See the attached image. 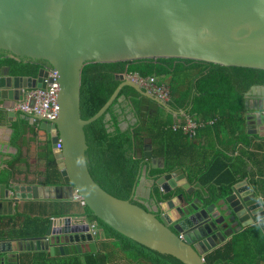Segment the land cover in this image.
I'll return each mask as SVG.
<instances>
[{
	"label": "water",
	"instance_id": "1",
	"mask_svg": "<svg viewBox=\"0 0 264 264\" xmlns=\"http://www.w3.org/2000/svg\"><path fill=\"white\" fill-rule=\"evenodd\" d=\"M0 51L16 61L48 64L34 79L11 77L8 67L5 72L0 69L2 101H20L23 90L44 87L45 69L57 73L56 118L42 121L39 129L51 144L64 186L56 189L68 191L66 202L78 196L91 216L105 226L181 264H204L205 254L264 218V207L246 179L232 183L225 197L203 195L198 201L182 170L151 179L162 214L156 218L134 201L143 176L149 179L150 170L163 169L162 160L153 165L149 148L137 156L138 160H151V166H140L129 200L110 196L88 175L83 129L102 116L109 122L105 112L123 87L132 88L167 114L176 113L123 75L94 116L81 121L78 109L80 70L87 63L175 58L264 70V0H0ZM255 88L262 93L251 99ZM244 111L246 134L264 140V86L250 88ZM29 120L33 123L34 119ZM31 190L33 187L25 185L0 184V216H13L18 203L36 200L35 195H25ZM167 195L171 198L163 200ZM206 198L220 200L204 207ZM73 214L75 217L49 219L42 235L0 241V264H19L24 252H45L59 258L86 246L93 253L97 238L88 232L90 221L84 212Z\"/></svg>",
	"mask_w": 264,
	"mask_h": 264
},
{
	"label": "trees",
	"instance_id": "2",
	"mask_svg": "<svg viewBox=\"0 0 264 264\" xmlns=\"http://www.w3.org/2000/svg\"><path fill=\"white\" fill-rule=\"evenodd\" d=\"M42 66L48 64L35 60L16 61L7 57L6 52L0 51V69L8 67L13 77L35 78ZM122 75L156 77L160 83H165L166 80L170 99L167 107L176 114L172 116L165 113L151 101L140 97L132 88L123 87L112 106L105 112L110 121L105 122L102 116L83 129L87 148L84 159L88 175L96 186L110 196L121 201L129 200L139 168L144 163V159L138 160L137 156H142L147 146L151 148L152 157L162 158L165 162L164 169L151 170L150 177L175 170L167 164L177 156L173 155V150L184 152L187 142L179 133H172L167 128L173 123H182L180 113L203 122L215 121L208 129L217 137L228 136L232 141L235 140V145L249 147L244 121L245 95L253 86H264V70L175 58L87 63L80 70L78 109L81 121L94 116L110 99L121 83L119 77ZM121 98L124 101L119 103ZM124 102L127 103L126 106H123ZM115 106L119 107L120 116L123 118L127 117L125 111L130 108L129 114L136 120L132 128L120 130L118 116L113 110ZM13 130L11 145L14 146L22 138L23 131L20 126L13 127ZM238 137L241 139L237 141ZM18 159L15 157L11 165H6L8 170L3 183L8 186L16 185L10 182V173ZM227 161L229 160L225 156L217 153L212 162L199 169L194 176H197L199 186L203 188L213 182L214 185L210 184L206 191L210 193L216 185L222 186L224 188L221 189L220 196L225 197L228 187L234 183L225 163ZM50 177L57 179L60 175L52 170L46 176V185L52 183L48 181ZM153 195L159 201L155 187ZM168 198L170 195L163 197L164 200ZM83 212L90 222L97 225L104 240H112L114 249H118L127 258L141 260L145 264H181L178 260L168 255H160L105 226L92 217L85 207ZM47 222L48 219L31 217L17 211L13 216H0V241L42 235ZM100 236L95 241H99ZM103 251L101 253L95 247V251L88 253L89 256L83 264H105L110 251L107 248ZM71 256L72 254L51 258L45 252H24L19 256V264H82L79 259ZM203 261L204 264H264V229L250 226L232 235L224 245L205 254Z\"/></svg>",
	"mask_w": 264,
	"mask_h": 264
},
{
	"label": "crops",
	"instance_id": "3",
	"mask_svg": "<svg viewBox=\"0 0 264 264\" xmlns=\"http://www.w3.org/2000/svg\"><path fill=\"white\" fill-rule=\"evenodd\" d=\"M3 72H5L4 68ZM164 82L166 83V80H164ZM261 93L262 91L260 88H255V90L251 92V99H254L255 96H258ZM123 101L124 100H120L119 103H122ZM12 102L14 101L0 100V106L7 107ZM126 105L127 103L124 102L123 106ZM113 110L116 116H118L117 122L120 130L125 131L128 129L126 124L128 117L131 115L129 114L130 108H127L125 111L127 114L126 118L120 116L118 106H115ZM13 114V116H9L8 113H5L2 109H0V184L7 185L6 183H3V181H5L4 179H6L5 172L8 170L6 165H11L10 163L13 159L18 157V161L13 168H11L10 177H12V179L10 182L15 183L16 185L33 187L34 190H31V193L26 192L25 195L26 197L29 195H31V197L35 195L36 197V200L34 201H24L18 203L14 209L17 212L31 217H40L48 220L51 218L68 216L75 217V214H73L74 212H83V209L79 210L77 208L78 202L75 199H72L71 203L66 202L70 197L68 191H57L56 188L58 187L64 188L61 176L57 179L50 177V180L48 181H51V184L46 185L44 183L47 180L46 176L50 174L52 170H56L58 173L59 171L57 170L51 144L47 141L46 134L39 129L41 122L32 123L28 118L20 113ZM131 117H133V115H131ZM108 120L110 121V117ZM212 122V125H205L203 128L196 130L193 133L192 138H188L180 132H172L179 133L183 136L186 139L187 147L184 152H181L178 149L173 150V155L176 154L178 157H173L167 165L173 166L175 170H182L188 185L193 187L194 191H204L205 196L212 198H215L217 195L221 197V189L224 187L216 185L214 191L209 193L206 191V188L210 184H213V182L201 188L197 181V176L194 177L196 175L195 173L199 169L206 166L208 162H212L217 153H221L229 160L225 163L227 165V169L232 174L233 182L246 179L247 182H249L255 189L257 197L264 207V140L252 139L246 134L249 137V147H245L240 144L235 145V140L232 141V139L228 136L217 137L212 130L208 129L214 125L215 121ZM15 126H20L23 131V136L13 146L11 145V138L14 132L13 127ZM109 127H111L110 132H112V124H110ZM239 139H241V137H238L237 141ZM147 148L150 149L151 153L150 146L145 147L144 152H147ZM151 159L154 160L153 165L155 166H158V161L162 160L164 169L165 162L162 158L152 157L151 154ZM150 162L151 160L144 161L143 166L145 163L150 164ZM146 177L147 176H143L141 179L134 201L140 207L147 206L148 208L154 209L152 201L150 200V203L148 200L149 190L152 188V182H150ZM57 200L63 201L54 203V201ZM47 224L48 222L45 225L47 226ZM254 226L264 229V218ZM100 235L101 232L99 229V236ZM96 238L97 237H95V239ZM99 238V241H93L97 251L104 253L103 249L107 244H110L113 248H115L112 240H104L102 235ZM81 250L92 253L86 246L81 247ZM88 253L78 258L82 264L85 263L86 258L89 256ZM113 253L121 254L118 258H120L122 262L128 260L130 264H145L141 260L133 261L126 258V256L118 249L116 252H114L113 249ZM114 254L108 253L107 257L111 255V258H113ZM105 263L108 264L109 261L105 260Z\"/></svg>",
	"mask_w": 264,
	"mask_h": 264
},
{
	"label": "built area",
	"instance_id": "4",
	"mask_svg": "<svg viewBox=\"0 0 264 264\" xmlns=\"http://www.w3.org/2000/svg\"><path fill=\"white\" fill-rule=\"evenodd\" d=\"M46 77L42 78L44 87L28 88L22 91V98L20 101L12 102L9 106H0L5 113H20L28 119H34V122L54 121L57 114V95L58 83L56 81L57 73L52 69H45ZM129 79H133L139 83L142 90L148 95L156 99L162 105L167 106L170 102L168 87L165 83L158 82L156 77L140 78L137 75H124ZM182 116V123H173L168 127L171 132H180L188 138L193 137V133L203 128L205 125H212V121L203 122L195 120L189 116ZM74 199L78 202L80 207L83 203L78 196ZM88 232L93 239L98 237L99 229L94 222L88 223Z\"/></svg>",
	"mask_w": 264,
	"mask_h": 264
},
{
	"label": "flooded vegetation",
	"instance_id": "5",
	"mask_svg": "<svg viewBox=\"0 0 264 264\" xmlns=\"http://www.w3.org/2000/svg\"><path fill=\"white\" fill-rule=\"evenodd\" d=\"M148 164L149 163H145V166L146 167H149L150 166V164H149V166H148ZM149 177H150V175H149ZM151 179H152V177H150L149 178V181L150 182H152L151 181ZM153 187H155L154 185H153V183H152V188L149 190V201L151 200L152 201V203H153V206H154V209H151V208H148L147 206H143V208L144 209H146V210H149L151 213H153L154 214V216L156 217V218H159L162 214H161V212H160V210H159V206H160V201H158V199L153 195ZM193 188V187H192ZM177 193H179L178 191H177ZM192 197H193V199H196V200H198V201H200L201 200V197H203V195H204V191H194V189H193V191H192ZM158 197H159V195H158ZM216 197H219V195H217ZM171 198V197H170ZM170 198H168V199H166V200H169ZM189 197H186V199H188ZM164 200V199H163ZM220 200V199H219ZM219 200H214V199H212V200H210L209 201V199L208 198H206L205 200H204V203L206 204V205H204V207H207V206H209L210 204H217L218 203V201ZM151 201H150V203H151ZM207 201H209V203L207 204ZM192 214V213H191ZM171 228V227H170ZM202 232L204 231V227L202 228V230H201ZM198 232H200L199 230H198ZM88 252H86V251H83V250H81L80 249V251L78 252V251H76V249H72L71 250V254H72V256L71 257H73V258H76V259H78V258H80L82 255H84V254H87Z\"/></svg>",
	"mask_w": 264,
	"mask_h": 264
},
{
	"label": "rangeland",
	"instance_id": "6",
	"mask_svg": "<svg viewBox=\"0 0 264 264\" xmlns=\"http://www.w3.org/2000/svg\"><path fill=\"white\" fill-rule=\"evenodd\" d=\"M135 124H136V120L134 119V117H131V115H130V117H128V121H127L126 127L127 128H132ZM140 183H141V181L139 182V185H140ZM77 208L79 210L83 209V207L80 208V206H78V204H77ZM105 248H107L110 251V253L114 254L113 253V249L114 248L110 244L105 245ZM116 251H117V249H114V252H116ZM120 255L121 254H114V257L113 258H111V255H109L110 257L108 256V258H107V261H109L108 264H130V262L128 260L122 262V260H120V258H118ZM126 258H127V256H126ZM105 264H107V263H105Z\"/></svg>",
	"mask_w": 264,
	"mask_h": 264
}]
</instances>
